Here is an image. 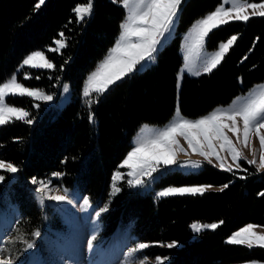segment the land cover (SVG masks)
<instances>
[{
    "label": "trees",
    "instance_id": "1",
    "mask_svg": "<svg viewBox=\"0 0 264 264\" xmlns=\"http://www.w3.org/2000/svg\"><path fill=\"white\" fill-rule=\"evenodd\" d=\"M220 2L183 0L176 31L158 51L155 63L124 77L99 97L94 93L91 99L95 102L89 107L87 98L82 97L83 84L121 33L126 11L119 0H93L91 15L80 22L74 8L87 0H44L39 9L35 7L38 0H0V82L15 72L28 53L40 49L55 69H24L19 80L51 96L58 94L60 81L68 82L71 89L62 109L54 104L45 109L44 103L36 107L29 97L7 98L28 111L33 121L0 126V160L18 168L14 181L0 184V205L8 189L20 208L17 227L21 239L42 230V210L33 196L35 185L31 182L35 177L62 187L77 186L91 202L100 207L107 204L101 216L105 230L112 232L131 224L138 241L152 245L143 250L148 258L167 257L165 264L264 263V248L227 243L231 233L246 224L264 226V196L259 195L264 192V172L246 161H240L239 171H222L206 164L198 173L169 172L157 183L228 184L224 191L157 199L151 193L128 188L123 180L121 191L114 196L110 193L112 175L131 149L137 129L145 123L163 124L173 115L183 33ZM61 32L67 47L49 51ZM231 36H236V41L211 73L183 77L178 93L183 116L206 114L264 80V17L230 21L214 29L207 37V47L216 48ZM27 72L31 78L25 80L22 74ZM57 172L63 175L54 176ZM196 221L223 224L194 234L190 225ZM21 239L14 241L16 246ZM173 242L177 246L168 248L167 244Z\"/></svg>",
    "mask_w": 264,
    "mask_h": 264
},
{
    "label": "snow or ice",
    "instance_id": "2",
    "mask_svg": "<svg viewBox=\"0 0 264 264\" xmlns=\"http://www.w3.org/2000/svg\"><path fill=\"white\" fill-rule=\"evenodd\" d=\"M123 8L127 10V16L120 25L121 33L110 49L108 55L101 61L96 69L87 77L83 87V96L86 104L91 107L95 101L91 99L95 93L97 97L103 95L109 90L110 86L121 81L124 77L137 70V65H141L144 61L155 60V53L158 46H161L166 34L170 33L175 26L178 18L180 6L183 0H119ZM44 4V0H38L35 5L37 9ZM230 4V7L225 5ZM93 9V0H87V3L78 4L74 8L77 22L83 21L87 16L91 15ZM249 9L251 13L249 14ZM251 17H264V3H251L249 0H223L220 6L214 11L207 14L203 18L196 21L185 43L186 54L184 57V70L193 75L199 76L203 73H211L221 61L225 54L232 47L237 37L232 36L226 42L219 45L217 51L202 56L205 40L209 33L222 25L228 24L230 21L247 22ZM60 39H57L55 47L50 48L51 52H58L67 47L64 39V33H60ZM199 62V64H198ZM27 66L31 69H48L54 70L55 64L51 62L43 51H33L27 55L20 66ZM18 69L17 71H19ZM63 70V65H61ZM27 73L24 79H30ZM40 77L37 76L36 79ZM69 86L63 85L65 92ZM10 96L30 97L36 100L51 101L53 97L45 94L42 90L31 89L18 81L16 73H14L7 81L0 82V126L6 125L13 121H24L31 124L33 121L29 119L30 113L23 108L10 106L6 102V98ZM40 105L37 104L36 107ZM93 120V116L89 115V121ZM242 121V127L240 122ZM143 135L136 141L135 146L127 153L123 159L120 168H128L127 184L130 188H138L145 185V177L154 179V173L161 170L162 167L172 165L201 167L200 161H185L180 164L178 154L188 155L178 139L183 137L187 142L188 148L193 153L203 157L207 163H213V157L218 162L221 170L233 172L241 169L240 161L243 159L249 165H255L258 172L264 171V85L258 86L247 98L234 101L228 108H217L210 114L201 118L190 120L182 116L179 108L176 109L174 119L163 129L153 132L148 126L142 129ZM232 133L236 137V142L229 137L228 133ZM255 136L259 140V158L257 160V151L251 147L250 137ZM217 142L219 148H217ZM236 143H240L244 148H251L252 159L244 156V153L236 147ZM227 152L232 159V163H227L226 157L221 156V152ZM234 166V167H233ZM0 170L8 173H16L18 168L10 163L0 160ZM247 171V169H244ZM56 177H60L62 173H54ZM125 176L122 172L116 171L112 175V195H116L121 191L118 181L124 180ZM244 177H241L243 179ZM5 180V176L0 175V182ZM33 184H39L36 192L40 194V203L44 200L66 201L73 204L74 200L70 199L67 190L64 194H52L53 190L49 187V183L38 181L35 177L31 181ZM225 184L219 188L224 191L228 188ZM212 185L200 186H183V187H167L157 193L158 197H168L176 195H203L209 191ZM59 193L60 189L55 190ZM264 196V192L259 193ZM90 207L88 197H83L80 204L82 210ZM108 206L100 208L95 215L100 216L101 213L107 211ZM223 221L218 223L199 224L194 223L191 229L195 233H200L204 229H217ZM259 226L248 224L231 234L227 243L231 245H243L251 249L253 246L264 248V232H257ZM39 237L40 232L34 233ZM95 236L88 241V248L93 249L92 241ZM26 243V250L34 247L31 242ZM150 244L140 242L127 252V257L132 258L138 252L149 248ZM175 246V242L167 244L168 248ZM3 250L0 249V252ZM167 257H156V264H165ZM0 264H15L11 256L0 257ZM131 264H147V257H143L138 261H131Z\"/></svg>",
    "mask_w": 264,
    "mask_h": 264
},
{
    "label": "rangeland",
    "instance_id": "3",
    "mask_svg": "<svg viewBox=\"0 0 264 264\" xmlns=\"http://www.w3.org/2000/svg\"><path fill=\"white\" fill-rule=\"evenodd\" d=\"M221 3H223V0H221V2L217 5V7L220 6ZM251 3H264V0L261 2H251ZM230 6H231L230 4L225 5V7H230ZM125 11L127 14L126 9ZM248 11L250 14L252 10L249 9ZM178 18H179V14H178ZM178 18L176 19L174 29L170 33L166 34V39H164L161 46H158V51L174 35L176 31V26L178 24ZM199 19H197L196 21H198ZM192 26L182 36V43H181L182 65L179 68V71L177 73V100H176L173 115L168 121L160 125H154V124H149V123H145L141 125L132 137L131 149L135 146V143L140 138V136L144 134L142 132V129L144 128L145 125L148 126V128L152 129L153 132H155V131H159L163 129L174 119L176 109L179 108L178 93H179V89H180V85L182 83L183 77L185 75L197 76V75H193L192 73H189L186 70H184V63H185L184 57L186 54L185 43H186V38ZM227 40L219 42L216 48L211 49L207 47V44H206L207 37H206L202 56L206 57L207 55L217 51L219 48V45L222 42H226ZM110 49L105 54L104 58L108 55ZM34 51H43V50L39 49V50H34ZM30 53H28L27 55H29ZM157 53L154 54L155 55L154 62L144 61L141 63V65H137L136 71L138 72L143 71L144 69H146L147 67L155 63ZM22 61L14 72L16 73L17 78L19 77V74L21 73V71H23L24 69H31V68H28L27 66H25L24 68H20ZM96 67L87 74L86 79L90 75V73L96 69ZM18 69L20 70L17 71ZM39 70H48V69H39ZM25 74L26 73L22 74L23 77ZM27 74L29 75L28 72ZM201 74H205V73L202 72ZM9 78H7L5 81H7ZM86 79L84 81L83 87L85 85ZM18 81L21 82L19 78H18ZM65 84L69 86L67 92H65L63 89V85ZM260 85H264V80L255 83L245 92L239 93L228 103L214 107L212 110H210L206 114H203V115H200L194 118L185 117L183 115L182 116L190 120H195V119H198L205 115L210 114L213 110L217 108H228L229 106L233 104L234 101H237L238 99L242 100L244 98H247ZM26 87H29V86H26ZM29 88L42 90L36 87H29ZM42 91L46 94L44 90ZM70 95H71V89H70L69 83L66 81L60 83L58 96H57V99L55 100L54 105L58 109H62L66 105V103L69 101ZM17 97H20V96H17ZM82 97H84L83 89H82ZM30 99L34 100L35 105L46 102L44 100H36L34 98H30ZM52 100L47 101L46 106L48 105L49 102H52ZM6 102L10 106L18 107L8 102L7 98H6ZM19 108H22V107H19ZM240 126L242 127V121L240 122ZM228 135L233 140V142H236V137L232 133L229 132ZM178 139L180 141V144L188 151V155H184L183 153L178 154V161L180 162V164H183L185 161H188V160L200 161L201 167L195 168L192 166H177V165L162 167L159 172L153 174V176L155 177L154 179H149L145 177V180H146L145 185L142 187H138V188H131L132 190L139 191L141 193H151L157 199H160L162 197H158L157 193H159L160 191H162L163 189L167 187L200 186V185H166V186L157 185L160 179L169 172L178 171L180 174L198 173L199 171L203 169V167L206 164L221 170L218 166V162L215 160L214 157L212 158L213 163L209 164L207 163V161L204 160L203 157L199 156L198 154L193 153L192 150L188 148L187 142L183 139V137H178ZM250 143H251V147H254L257 151V160H258L259 158L258 138L253 135L252 137H250ZM236 147L244 153V156H246L248 159H252L251 148H244L240 143H236ZM217 148H219L218 142H217ZM131 149L129 151H131ZM220 154L221 156L226 157L227 163L229 164L232 163L231 156L227 152L222 151ZM241 161H245V160L242 159ZM253 166L256 168L255 165ZM240 170H242V167ZM116 171H120L124 174L125 176L124 181L126 182V185L128 186L127 180L130 177L127 176V173L129 169L126 167L124 169L119 167L118 169L115 170V172ZM234 171H239V170H236L234 168ZM261 172H264V171H261ZM0 175L5 176V180L0 182V184H4L5 182L9 183L16 179L15 173L14 174L8 173L4 170H0ZM7 178L9 181L6 180ZM121 181L117 182L118 186ZM45 182L49 183V187L53 190L52 194L63 195L64 191L67 190V194L69 198L73 199L74 203L69 204L66 201L58 202V201H51V200L45 199L44 203L41 204L40 194L35 191L36 188L39 187V184H34L35 188H34L33 196L39 208L42 209V230H41L39 237L34 236V233L37 231L31 232L30 237L26 239L22 237V239L24 240L22 241L20 245L16 246L14 241L20 240L22 236L21 232H19L18 230L19 228L17 227L20 224V219H21L20 209L14 202H12V200L10 199V195L8 194V189H6L4 192V197L2 199V203L0 205V249L3 250L2 252H0V257L11 256L14 259L15 264H131V261H138L139 259L146 257L143 250L141 252L136 253L134 257L132 258L127 257L128 250L134 247L137 243H140V241H138L134 237V235H132L131 229L128 225L122 228H119L117 230H114L113 232H107L105 230L104 225L101 221V216L104 212L101 213L99 217H97L95 213L100 208L104 207L107 204L99 207L96 203H93L90 201V207H88L86 210H82L80 208V204H82L83 202V197H88V196L83 194L77 186L62 187L58 185H53L51 183V180H47V179ZM128 188L130 187L128 186ZM219 188L220 187H212L210 190H219ZM56 189H60L59 193L55 191ZM110 193H112V179H111V185H110ZM47 206H49V208H47ZM194 223L209 224V223H203L199 221L193 222L192 224ZM191 225H190V228H191ZM246 225H244L243 227H245ZM256 231L264 232V227H258ZM193 233L198 234L195 232ZM92 236H95V240L92 241L93 249L90 251L88 248V241L92 238ZM24 241L33 243L34 247L26 250V243ZM175 246L177 245L175 244ZM253 247H258V246H253ZM167 262H168V259L165 261V263ZM147 264H156V257L155 258L147 257ZM239 264H264V263L250 261V262H243Z\"/></svg>",
    "mask_w": 264,
    "mask_h": 264
}]
</instances>
